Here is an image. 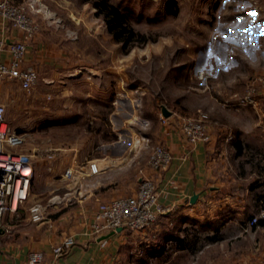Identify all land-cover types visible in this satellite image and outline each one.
<instances>
[{
	"label": "crops",
	"instance_id": "0c3cea01",
	"mask_svg": "<svg viewBox=\"0 0 264 264\" xmlns=\"http://www.w3.org/2000/svg\"><path fill=\"white\" fill-rule=\"evenodd\" d=\"M45 1L61 22L36 16L38 27L21 62L37 71L35 86L26 90L16 78L0 77L5 119L26 133L23 149L31 153L33 168L26 212L21 214L19 206L3 216L0 264H25L33 249L50 259L52 246L66 236L73 243L58 259L60 264H129L124 256L125 250L137 248L130 243L134 233L122 228L99 238L87 232L98 201L133 193L140 168L153 175L157 201L165 208L155 228L135 232L145 240L155 235L158 240L142 246V264L157 258L156 264H264V224L248 225L264 206L263 158H254L252 169L241 164L240 170L254 175L245 186L246 195L223 190L229 182L217 183L212 171L217 159L213 125L211 140L197 141L189 149L173 124L160 123L157 109L144 98L147 86H128L132 79L127 63L118 59L130 56L120 55L95 7L88 0ZM159 1L132 3L145 12ZM66 28L74 29L77 37L67 36ZM22 38L21 29L0 17V39L8 43ZM1 58L9 61L6 50ZM156 143L167 145L172 154L159 172L147 167ZM244 148L239 141V153ZM90 162L97 171H91ZM193 193L197 197L190 202ZM33 202L48 204L42 221H29ZM177 213L182 227L167 238L172 231L167 222Z\"/></svg>",
	"mask_w": 264,
	"mask_h": 264
},
{
	"label": "rangeland",
	"instance_id": "374dc122",
	"mask_svg": "<svg viewBox=\"0 0 264 264\" xmlns=\"http://www.w3.org/2000/svg\"><path fill=\"white\" fill-rule=\"evenodd\" d=\"M110 1L124 10L136 31L149 38L129 47L117 41L120 55L130 56L128 60L118 59L127 63L126 71L132 79L128 86L135 87L134 82L146 85L144 98L157 111L164 104L179 114L196 116L205 112L216 138L215 181L227 180L229 184L223 190H239L246 195L245 186L254 175L249 176L252 170H240L241 164L252 169V160L257 157L264 163V0H160L145 12L133 8V0ZM48 8L54 15L50 19L57 17L50 5ZM197 67L206 68L210 75L197 77ZM249 87L255 88V103L244 99ZM239 141L245 147L240 153ZM28 202H22L16 210L20 208L24 214ZM10 212L6 214L11 216ZM181 216L177 213V219H170L167 228L178 231ZM159 218L145 230L155 228ZM133 235L130 243L137 248L131 253L125 250L124 257L129 264H142V246L157 244V236L145 240L140 233Z\"/></svg>",
	"mask_w": 264,
	"mask_h": 264
},
{
	"label": "built area",
	"instance_id": "2783aa9c",
	"mask_svg": "<svg viewBox=\"0 0 264 264\" xmlns=\"http://www.w3.org/2000/svg\"><path fill=\"white\" fill-rule=\"evenodd\" d=\"M52 15L53 12L42 0H0V17L11 26L23 31L22 39L8 43L0 39V77L16 78L20 86L26 90L35 86L38 79L37 71L33 66H23L22 57L28 40L38 27L36 16L50 19ZM59 19L54 18L56 22H60ZM65 33L70 38L77 37L74 29L66 28ZM4 50L9 54L8 62H4L1 58ZM196 70V76L199 78L210 75L206 68L197 67ZM209 70L211 71V68ZM254 91V87L247 88L244 99L255 103ZM158 118L161 124H173L189 144V149L194 148L197 141L211 140V124L205 112L190 116L171 111L168 116H165L158 111ZM25 140L26 133L13 129L6 121L5 105L0 102V226L5 212L16 210L17 206L29 196L33 168L31 153L23 149ZM171 156V150L167 145L156 143L149 152L147 167L154 172L162 171L169 164ZM89 167L91 171H97L95 162H90ZM139 172L137 188L133 193L98 201L93 219L89 224L88 234L100 236L118 226L131 233L142 231L148 228L161 212H164L165 208L157 201L158 189L153 175L143 168H140ZM13 203H15L14 206ZM28 212L30 222L42 221L48 215V204L33 202L28 206ZM260 217H264V207L251 216L248 225L256 224ZM72 243V236H66L55 243L51 248L50 259H47L41 250H30L25 264H60L58 259Z\"/></svg>",
	"mask_w": 264,
	"mask_h": 264
},
{
	"label": "trees",
	"instance_id": "16d2710c",
	"mask_svg": "<svg viewBox=\"0 0 264 264\" xmlns=\"http://www.w3.org/2000/svg\"><path fill=\"white\" fill-rule=\"evenodd\" d=\"M95 7V14H100L107 31L113 39L121 42L123 47H129L137 42H146L149 38L145 34L136 31L128 22L127 14L117 4L110 0H88ZM251 185V184H250ZM256 224H264V217H260ZM254 224V225H256ZM166 237H175V231L165 234ZM164 235V236H165Z\"/></svg>",
	"mask_w": 264,
	"mask_h": 264
},
{
	"label": "water",
	"instance_id": "95a60500",
	"mask_svg": "<svg viewBox=\"0 0 264 264\" xmlns=\"http://www.w3.org/2000/svg\"><path fill=\"white\" fill-rule=\"evenodd\" d=\"M160 111H161V113H162L163 115H165V116H168V115L171 113V110H170L167 106H165L164 104H161V105H160ZM196 197H197V193H193V194L190 196V198H189L190 202H194L195 199H196ZM121 229H122V227H121V226H118V227H116L114 230H110L109 232H107V233L101 235L99 238H104V237H106V236L112 234L114 231H119V230H121Z\"/></svg>",
	"mask_w": 264,
	"mask_h": 264
},
{
	"label": "bare ground",
	"instance_id": "6f19581e",
	"mask_svg": "<svg viewBox=\"0 0 264 264\" xmlns=\"http://www.w3.org/2000/svg\"><path fill=\"white\" fill-rule=\"evenodd\" d=\"M15 205V203H13V206Z\"/></svg>",
	"mask_w": 264,
	"mask_h": 264
}]
</instances>
